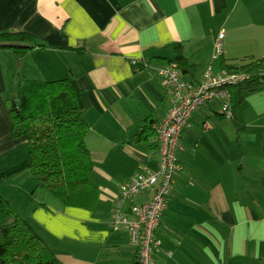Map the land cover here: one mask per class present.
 Masks as SVG:
<instances>
[{
	"label": "crops",
	"instance_id": "obj_1",
	"mask_svg": "<svg viewBox=\"0 0 264 264\" xmlns=\"http://www.w3.org/2000/svg\"><path fill=\"white\" fill-rule=\"evenodd\" d=\"M6 30L31 32L46 46L23 60L0 50V171L28 153L12 134L8 99L19 84L76 79L99 201L88 210L45 198L31 222L63 264H137V246L110 220L121 186L160 158L156 132L143 133L173 104L159 68L176 46L197 66L191 81L209 65L219 71L222 59L264 56V0H0ZM222 30L223 51L214 58ZM182 144V169L157 229V263L264 264V88L234 89L232 117L219 101L197 109ZM149 198L144 191L134 202Z\"/></svg>",
	"mask_w": 264,
	"mask_h": 264
},
{
	"label": "trees",
	"instance_id": "obj_2",
	"mask_svg": "<svg viewBox=\"0 0 264 264\" xmlns=\"http://www.w3.org/2000/svg\"><path fill=\"white\" fill-rule=\"evenodd\" d=\"M45 46L41 37L28 31L0 32V50H9L18 60H23L36 47ZM167 59L163 66H175L184 80L196 73L197 66L188 60L180 46H176L174 55ZM140 64L141 61L134 65ZM221 69L248 75L230 86L232 105L234 89L244 93L264 88V56H247L234 61L222 59ZM8 102L12 134L26 142L28 156L0 171V184L29 171L36 183L34 191L50 192L66 207L94 210L100 190L92 179L94 164L86 143L90 124L78 81L70 77L25 79ZM158 122L151 120L144 126L143 133L148 131L145 139L156 132ZM0 264H63L33 224L17 213L1 194Z\"/></svg>",
	"mask_w": 264,
	"mask_h": 264
},
{
	"label": "built area",
	"instance_id": "obj_3",
	"mask_svg": "<svg viewBox=\"0 0 264 264\" xmlns=\"http://www.w3.org/2000/svg\"><path fill=\"white\" fill-rule=\"evenodd\" d=\"M224 34V30L219 34L214 58L222 54ZM139 62L132 60L133 64ZM159 72L166 80L173 101L169 113L155 125L160 158L156 168H147L121 186L110 220L114 230L125 228L131 242L137 246V264H158L156 252L162 241L157 236V229L167 206L174 176L182 169L179 152L184 148L181 141L184 128L190 126L191 117L197 109L213 101H219L222 112L232 117L230 86L248 77L244 73L225 69L215 71L213 65H209L196 82L184 80L175 66H163ZM144 191H150V198L134 202V197Z\"/></svg>",
	"mask_w": 264,
	"mask_h": 264
},
{
	"label": "rangeland",
	"instance_id": "obj_4",
	"mask_svg": "<svg viewBox=\"0 0 264 264\" xmlns=\"http://www.w3.org/2000/svg\"><path fill=\"white\" fill-rule=\"evenodd\" d=\"M30 62H31V60H30ZM29 64H31V63H29ZM24 144L27 145L26 143H24ZM16 154L20 156L21 155L20 150H18ZM27 156H28V153H27ZM21 157H23L21 161H23L27 158L26 156H21ZM21 161H19V162H21ZM19 162H17V163H19ZM27 173L30 174L29 172H27ZM28 174L22 175L20 177H17L16 179H12V180L10 178L8 181L0 184V194L9 200L10 204L12 205V207L15 209V211L17 213H19L22 217L28 219L31 222L32 218H31L30 214L33 212V210L37 206V203H40V204L45 203L44 202L45 198H54L57 201H60V200L56 196L51 194L50 192H45L42 190L34 191L33 189L36 186L34 177L32 176V174H30V175H28ZM29 176L33 177L32 181H31ZM27 178H29V181L31 183L34 182L33 186H31V188H29V185L26 184ZM26 188H28V190ZM33 226L39 232H41V230L38 229L35 225H33Z\"/></svg>",
	"mask_w": 264,
	"mask_h": 264
}]
</instances>
